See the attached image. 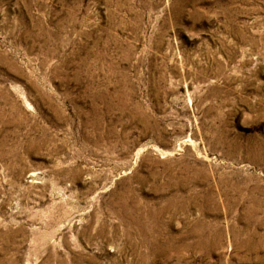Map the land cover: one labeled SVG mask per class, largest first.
I'll use <instances>...</instances> for the list:
<instances>
[{
	"label": "rangeland",
	"instance_id": "obj_1",
	"mask_svg": "<svg viewBox=\"0 0 264 264\" xmlns=\"http://www.w3.org/2000/svg\"><path fill=\"white\" fill-rule=\"evenodd\" d=\"M0 264H264V0H0Z\"/></svg>",
	"mask_w": 264,
	"mask_h": 264
}]
</instances>
